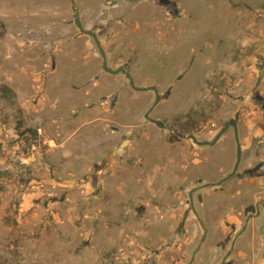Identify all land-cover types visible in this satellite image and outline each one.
Here are the masks:
<instances>
[{
    "label": "rangeland",
    "instance_id": "374dc122",
    "mask_svg": "<svg viewBox=\"0 0 264 264\" xmlns=\"http://www.w3.org/2000/svg\"><path fill=\"white\" fill-rule=\"evenodd\" d=\"M74 8L154 120L238 137L148 120ZM0 113L38 146L0 179V264H264L263 211L221 246L264 203V0H0Z\"/></svg>",
    "mask_w": 264,
    "mask_h": 264
},
{
    "label": "flooded vegetation",
    "instance_id": "af4514ba",
    "mask_svg": "<svg viewBox=\"0 0 264 264\" xmlns=\"http://www.w3.org/2000/svg\"><path fill=\"white\" fill-rule=\"evenodd\" d=\"M236 120V119H235ZM153 123H155L154 121H152ZM227 123V122H226ZM226 123H225V125H226ZM156 124V123H155ZM236 124H237V121H236ZM165 127H163V128H166V129H169L171 132H173L174 133V135L176 136V138L177 139H190V140H192V142H193V144H198V145H201L202 146V144H201V142H203V141H199L196 137H195V135L192 133V132H183L182 131V129H179V130H177V129H172L171 130V127L168 125V124H166L165 123ZM225 125L221 128V131H219L218 132V134L215 136V138H217V141L223 136V134L229 129H227L225 132H223V133H221L222 132V130H223V128L225 127ZM231 127V126H230ZM233 127V131L235 132V134H236V136L238 135V127L236 128V127H234V126H232ZM214 138V139H215ZM213 139V140H214ZM212 140V141H213ZM216 141V142H217ZM206 145H210V144H206ZM238 169V168H237ZM234 170V169H233ZM233 172V171H232ZM232 172L231 173H229L228 175H226L225 177H227V176H229V175H231L232 174ZM250 173H254V171H250ZM237 174V170H236V172L234 173V174H232L231 176H229V178L228 179H231V178H233L235 175ZM224 177V178H225ZM223 178V179H224ZM222 179V181L221 180H218V181H215L214 183H213V185H217V186H220V187H222V184H223V182L225 181V180H223ZM228 179H226V180H228ZM199 183H202V179H199V181H198ZM204 184V183H203ZM208 183H206V184H204V185H202V186H208L207 185ZM198 188H200V187H196V188H194L193 189V191H195L196 189H198ZM260 200H262V199H260ZM191 210L193 211V213L195 212L194 210H193V208H191ZM262 211H263V213H264V203L262 202V201H257V202H250V203H248L246 206H245V208H244V212H243V214H244V217H245V219L243 220V222H241V224H240V227H238V225H231L230 226V231L227 233V235L224 237V239L221 241V246L222 247H228V245L230 244V246H231V248L233 249V245L235 244V241H236V239L239 237V234H241V233H243L244 232V230H246V227H248L250 224H252L251 226L253 227L254 226V219L256 218V217H258V216H260L261 215V213H262ZM187 214H188V212L186 213V216H187ZM200 222V221H199ZM201 225H202V223H200ZM203 226V225H202ZM204 227V226H203ZM256 227V226H255ZM232 249L229 251V254L232 252ZM227 264H233V262L231 261V259H230V261L227 263Z\"/></svg>",
    "mask_w": 264,
    "mask_h": 264
},
{
    "label": "water",
    "instance_id": "95a60500",
    "mask_svg": "<svg viewBox=\"0 0 264 264\" xmlns=\"http://www.w3.org/2000/svg\"><path fill=\"white\" fill-rule=\"evenodd\" d=\"M74 11H75V13H76V16H75V19H76V20H75V23H76V25L79 27V29H80L83 33L89 34V35H91V36L94 38V40H95V42H96V44H97V47L99 48V51H100V53H101V55H102V57H103V69H104V70L107 71V72L113 73V74H118V73H120V72L125 73V75H126V76L129 78V80H130V84H131L132 88L135 89V90H138V91H147V90L150 91V90H153V91L155 92V94H156V99H155V101H154L153 106L151 107V109H149V110L146 112L145 116H146V118H147L148 120H150V121H155V123H156L159 127H165L166 125H165L164 122H162V121H160V120H154V119L150 116V113H151L152 109H153V108H154V107H155V106L161 101V99H162V97H163V96L160 94L158 88H157L156 86H153V85H151V86H146V87H139V86H137V85L135 84V81H134L132 75H131L130 70H129V69L127 68V66H125V65H122V66H120V67H118V68H116V69H113V68H111L110 66H108V63H107V55H106L105 49H104V47L102 46L101 41H100V39H99L97 33H96L95 31L91 30V29H87V28H85L84 25H83V23H82V21H81V19H80L79 14H78V9H77V8H74ZM169 93H170V91H169L167 94H169ZM230 126H234V127L237 128V124H236V120H235V119H230V120L226 123V125H225V127L223 128V130H222L221 133L225 132ZM237 137H238V135H237ZM216 141H217V138H215L213 141H203V142H201V144H202V145H206V144L213 145L214 143H216ZM240 160H241V147H240V144H238V162H237V164L235 165V168H234L232 174H234V173L236 172V170H237V168H238V166H239ZM232 174H231V175H232ZM231 175H229V176H231ZM229 176L225 177L223 180L228 179ZM204 238H205V236L202 237V240H203ZM191 264H193V261L191 262Z\"/></svg>",
    "mask_w": 264,
    "mask_h": 264
},
{
    "label": "crops",
    "instance_id": "0c3cea01",
    "mask_svg": "<svg viewBox=\"0 0 264 264\" xmlns=\"http://www.w3.org/2000/svg\"><path fill=\"white\" fill-rule=\"evenodd\" d=\"M4 120H5V117H3V114L0 113V179H3L5 175L8 173L6 170L8 169L16 170L14 167L15 162H13L12 160H15V159L18 160L17 158L21 157V154H20L21 151L18 152V149L21 148V144L24 141V138L23 137L20 138V136L17 133H15L14 129L13 130L9 129L10 132H12L13 134L12 136H14V138L16 137L12 143L11 141H9L10 139L5 137L6 131H9V130H7ZM48 150L51 151L53 149L49 148ZM39 178L40 177H38V179L37 177H32L31 182L35 181V182L41 183L42 180H45V179H39ZM51 178H54L53 174L50 176V179L48 177V180H51ZM29 195L32 196L31 194ZM24 196L27 197V194H24ZM29 208H30L29 205L22 204V206H20V214H23V211H27Z\"/></svg>",
    "mask_w": 264,
    "mask_h": 264
},
{
    "label": "built area",
    "instance_id": "2783aa9c",
    "mask_svg": "<svg viewBox=\"0 0 264 264\" xmlns=\"http://www.w3.org/2000/svg\"><path fill=\"white\" fill-rule=\"evenodd\" d=\"M38 133L43 134V129L38 128ZM37 150H38L37 144L36 143L31 144V146L28 148V151L20 157L21 164H25V165L31 164L36 159Z\"/></svg>",
    "mask_w": 264,
    "mask_h": 264
}]
</instances>
